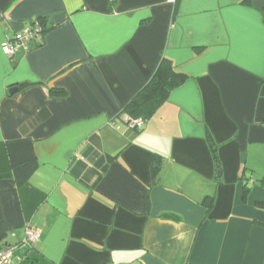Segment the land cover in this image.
I'll use <instances>...</instances> for the list:
<instances>
[{"label":"crops","instance_id":"crops-1","mask_svg":"<svg viewBox=\"0 0 264 264\" xmlns=\"http://www.w3.org/2000/svg\"><path fill=\"white\" fill-rule=\"evenodd\" d=\"M162 57L187 78L133 128ZM6 243L11 264H264V0H0Z\"/></svg>","mask_w":264,"mask_h":264},{"label":"trees","instance_id":"trees-1","mask_svg":"<svg viewBox=\"0 0 264 264\" xmlns=\"http://www.w3.org/2000/svg\"><path fill=\"white\" fill-rule=\"evenodd\" d=\"M35 24L41 26L40 33L48 29L46 16L31 21L27 26ZM186 78L187 74L177 71L168 58L162 57L152 77L125 105L123 112L127 115L128 124L131 125L132 121L137 119H148L155 112L157 107L168 98L170 91L183 83ZM29 85V82H23L20 84L21 87H26ZM50 90L53 93H62L63 91L57 87H51ZM133 128H137V126L135 125ZM206 136L215 164L218 165L219 161L217 155V144H215L213 141L210 133L207 132ZM161 162V157L159 155H154L152 160L153 176L156 175V171L159 168ZM248 190L249 187H246L245 185L242 193L243 198L246 197ZM206 198L209 199L210 206L213 200V195H207ZM2 245L4 244H0V247H2Z\"/></svg>","mask_w":264,"mask_h":264},{"label":"built area","instance_id":"built-area-1","mask_svg":"<svg viewBox=\"0 0 264 264\" xmlns=\"http://www.w3.org/2000/svg\"><path fill=\"white\" fill-rule=\"evenodd\" d=\"M41 31L40 25H30L23 29L22 33L17 35L14 38L7 40L3 46L2 50L6 54H12L18 47L20 46H27L28 42L37 36ZM142 119H137L132 121V126L140 127L142 125ZM40 237V230L39 228L26 225L24 239L23 241L28 245H34L36 241H38ZM15 248V244H4L0 247V264H11L12 257H13V250Z\"/></svg>","mask_w":264,"mask_h":264},{"label":"water","instance_id":"water-1","mask_svg":"<svg viewBox=\"0 0 264 264\" xmlns=\"http://www.w3.org/2000/svg\"><path fill=\"white\" fill-rule=\"evenodd\" d=\"M17 90V87H11L10 89H9V93H13L14 91H16Z\"/></svg>","mask_w":264,"mask_h":264}]
</instances>
